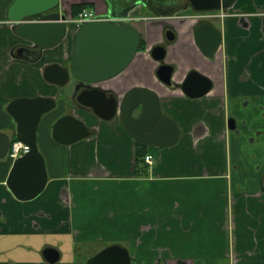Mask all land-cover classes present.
Here are the masks:
<instances>
[{"label": "crops", "instance_id": "crops-1", "mask_svg": "<svg viewBox=\"0 0 264 264\" xmlns=\"http://www.w3.org/2000/svg\"><path fill=\"white\" fill-rule=\"evenodd\" d=\"M137 1L141 3L129 12V16L141 17L133 19L145 42L136 55L150 64L146 73L148 80L143 75L130 76L132 68L127 67L120 76L128 75V79L117 92L122 99L125 92L134 87L152 89L159 98L162 112L174 119L179 129L177 141L170 146L142 143L146 147L145 155H152V160L148 164L143 159L142 166L147 164L146 170L137 166L139 171H146L139 176L135 175L134 166V147L138 141L124 128L119 115L104 120L93 112L74 108L75 115L92 129L90 136L69 145L51 136L53 122L73 103L72 92L77 81L71 79L64 86L49 83L43 77V68L52 62L61 64L64 62L60 59L62 56L70 60L76 26L69 23L62 41L44 49L35 62L14 56L13 46L22 42V38L11 30L0 29V131L10 139L15 134V121L6 111L10 100L38 95L56 100V106L42 116L37 129L48 191L28 201L16 199L5 184L12 160L7 155L0 159V248H6L7 254L16 256V260H25L22 256H34L36 249L41 252L44 246L54 244L60 249L56 251L60 257L58 264H81L80 258L74 257L72 245L76 235L71 236L70 230H114L119 232L121 242L128 249L131 264H264V220H259V211L264 213V114H259L263 110L257 107L264 97V27L256 28L263 34L262 38L257 31L249 43L242 42L233 50L238 61L229 62L228 82L216 83L205 95L191 98L180 88L166 86L158 80L152 68L157 61L150 57L149 49L162 37V22L156 17L162 15L182 32L178 42L166 52L164 62H174L173 47L192 39V35L183 31L194 23L196 13L186 8L167 13L145 6L146 1L155 7L156 2L163 0H59L56 10L70 13L71 5L85 3L87 8L105 13L107 4H115L120 10ZM12 2L0 0V23L7 25L0 27L11 29L6 13ZM228 14L224 31L229 46L235 47L234 20L242 14L253 22L264 23V0H234ZM219 21L213 19L212 23L222 29ZM193 50L199 60L208 61L196 47ZM245 62L249 63L247 71L252 82H241L239 77V67ZM13 63L22 64L35 79L12 87L6 79L14 73ZM185 64L189 65V61ZM120 76L105 81V86L111 87ZM244 96L254 101L247 114H239L233 103ZM227 109L234 114H225ZM54 114L57 115L54 117ZM209 149L217 151L215 157L209 154ZM75 166L79 170L74 178L64 173V168L68 171ZM75 177L85 179L79 181ZM109 178L121 183L126 181L127 198L122 187L118 195L113 189L101 194L94 186L97 183L101 187ZM80 183L89 191L81 190ZM130 192L136 195L132 208ZM114 206L116 212L119 209L117 222L120 226L110 228L104 224L108 216L113 219L117 215L111 211ZM30 230L48 233L32 242L36 247L34 252L19 246L31 241L29 234H18L14 240L7 237ZM60 231L63 232L60 239L65 234L70 236L68 245L64 239L60 242L53 239L51 233ZM6 241L10 242L1 243Z\"/></svg>", "mask_w": 264, "mask_h": 264}, {"label": "water", "instance_id": "water-1", "mask_svg": "<svg viewBox=\"0 0 264 264\" xmlns=\"http://www.w3.org/2000/svg\"><path fill=\"white\" fill-rule=\"evenodd\" d=\"M194 11L228 10L234 0H190ZM141 3L137 1L120 10L107 4V11L99 19L81 23L74 34V52L66 65L52 62L44 66L43 77L59 86L75 79L77 102L90 109L104 120L114 118L120 110V120L124 128L138 141L166 147L174 144L179 137V129L174 119L165 115L159 98L146 87L130 89L121 104L112 94L97 85L120 73L133 59L139 49L141 34L129 12ZM59 0H13L6 17L17 36L30 41L28 49L21 57L36 56L38 49L51 48L65 37L68 29L66 10H56ZM113 9V10H112ZM108 17L118 19L111 20ZM196 40L206 56H211L220 41V31L209 20L195 28ZM171 40L173 37H167ZM199 40H198V39ZM165 49L157 45L149 49L150 56L160 63L157 78L166 86H172L173 66L164 62ZM25 54V55H24ZM17 57V56H16ZM20 57V56H18ZM198 75L196 81L180 86L186 96L197 98L211 89L210 80ZM56 106V100L49 96L17 97L6 105V111L15 121V138L29 146L27 152L12 161L5 184L13 196L28 201L38 196L47 183L45 160L37 144V129L42 116ZM133 111L137 114H133ZM90 128L72 113L61 114L51 127L52 138L62 144H72L89 137ZM10 136L0 131V159L7 155ZM57 255V253H56ZM86 264H131L128 249L120 244H110L86 260Z\"/></svg>", "mask_w": 264, "mask_h": 264}, {"label": "flooded vegetation", "instance_id": "flooded-vegetation-1", "mask_svg": "<svg viewBox=\"0 0 264 264\" xmlns=\"http://www.w3.org/2000/svg\"><path fill=\"white\" fill-rule=\"evenodd\" d=\"M151 3H153V2H151ZM190 3H191L190 0H163V1L156 2L157 5L154 7L146 1L145 6H147V8H151V9H155V10H159L161 12H167V13H171L175 10L177 11V9H183V8H186V10H188L189 12L196 13L194 23L192 25H190L189 27H187L183 31L184 34L192 35V39L181 42L177 47H173V50H172L173 57H174L175 61L168 63L171 66H173V72H172V76H171L172 86L174 88H180L181 89L180 86H183L184 84L189 83V82L192 83V82L196 81L199 78H198L197 74H194V72H197V73H199V75L210 80L211 88H212L214 85H216V83L222 84L223 82L226 83L229 81V79L226 76V74L228 72L229 62L231 61L232 64H234L235 60L237 59V54L233 50H235L237 47H239L242 44V42L249 43L251 38L254 37L253 34L256 33L257 31L260 33L259 37L262 38L263 34L261 33L260 30H257L256 28L259 26L264 27V23L263 22H253L252 20L248 19L245 15L239 14L238 18H236L234 20V24H233L236 27V30L238 32V33L236 32L232 36L233 42L235 43L236 46L230 47L228 35L224 31V26H225L224 20L227 18V16H230V14H228V10H226V11H224V10H213V11L210 10V11L197 12V11H194L191 7H189ZM144 8H146V7H144ZM155 10H152V11H155ZM200 15H205V16H200ZM156 17L158 19H160L159 21L162 22L161 24L163 26V32H162V37L160 38V40L157 42H154L151 45V48L153 46H157V45L163 46L165 49V53H164L165 54L164 60H165L166 52L168 51L169 46L174 45L178 42V39L180 38V34L182 32H180V30H176L168 18H166L162 15H158ZM138 18L141 19V17H138V16H135V18H133V19L137 20ZM144 19H146V17ZM213 19L214 20H220L219 22H221L223 28L221 29V27L220 28L216 27L220 31L219 45L217 46L215 52L211 56H206L203 53V51L201 50V48L199 47L198 42L196 40L197 36H196L195 28L199 24H201L202 22H205L207 20L212 22ZM169 36H172L173 38L171 40H168L167 37H169ZM259 37H257V39ZM30 44H31L30 41L22 39V42L14 45V47H13L14 52H12V54L14 56H22L23 54H21V52H25L26 55H28L29 53L35 52L36 49H29L28 50L27 47H29ZM244 45L246 46V44H244ZM194 47H196L198 50H200L202 52V55L205 58H207L208 61L199 60L197 55L195 54V52L193 50ZM43 51H44V49H42V52H40V50L38 49L37 55L34 58L39 59L41 57ZM253 55H255V53H253ZM182 56H184V58ZM21 58L24 59V56ZM62 58H63V56L60 57V59L64 60V62L62 61L61 64L66 65L69 61L65 60L66 58L65 59L64 58L62 59ZM251 58H252V56L250 57V59ZM186 61H189V65L185 64ZM237 61H238V59H237ZM133 65L136 67H134ZM159 65H160V63L157 61V65L152 67L154 69L155 75H156V70L159 67ZM248 65H249V63L245 62L243 65H241L239 67L241 70V75H239L241 82H252L253 81V79L251 78L250 74L247 71ZM127 67L132 68L130 76L138 77L140 75H143L142 77L145 78L146 80H148L146 73H147V70L150 69V64L148 61H144V59L142 57H139L137 55L134 56L133 59L130 61V63L125 68H127ZM125 68L120 73H118L117 75L120 76L124 72ZM235 68H236V64L233 67V69H235ZM139 71H141V74L139 73ZM116 76H114V77H116ZM114 77H112V78H114ZM112 78H110V79H112ZM110 79H108V80H110ZM126 79H128V75L120 76L117 80L114 81V83L111 87L105 86L104 82L107 80L99 82L97 84L95 83L92 85H97L100 88L106 90L107 95L112 94L114 97L117 98L118 104H121L123 98L121 99V97H119L117 90L122 88V86L124 84V80H126ZM77 84H78V82H77ZM76 85H75V88L72 92V98H71V100L73 102L72 105H70V107H67L60 114L72 113L75 115L74 108L75 109L77 108L79 110H87L89 112H92L90 109L85 108V107L81 106L80 104H78L77 95L81 89L76 90ZM181 91H182V89H181ZM127 92H125V94ZM125 94H124V96H125ZM253 101L254 100L252 97L244 96L242 98V100H238V101L234 100L233 106L235 109H238L239 114H241V112H242V114H247L248 109L251 107L250 104ZM257 107L263 110L259 114H261V113L264 114V97H262L260 99V102L257 103ZM224 113L225 114H234L233 112H230V109H227ZM116 114L119 115L120 110H118V112ZM133 114H137V112L133 111ZM75 116L78 117L77 115H75ZM242 122H246V121L244 119H242ZM90 130L92 131L91 128H90ZM233 130H235V128ZM255 130H258V129H255ZM255 130H254L253 134L256 133ZM250 136L251 135H249L247 137V139L248 138L250 139ZM251 139H253V137H251ZM253 152L254 151L250 152V154H253ZM262 184L264 185V175L262 176ZM84 231H85L84 229H80V228H77L75 231L70 230L71 236L76 235V237L74 236L73 245H72V248L74 250H76V246H75L76 244L75 243L79 240H81V241L98 240L95 242L107 241V244L102 246L101 249L110 245V244H120L121 246H124L120 240L121 239L120 235L119 236L115 235L112 231L93 230L92 232L95 235H97V237H93L92 239H87L85 237ZM21 233L29 234L32 237L33 236H35V237L39 236L40 238H43L45 235L48 234L47 232H42V230H40V231H31L30 230L28 232H23V231L15 232L13 235H18ZM62 233L63 232L60 231V232H52L51 234H52V237H54L53 239L56 238V241L60 242L61 241L60 234H62ZM117 233H118V231H117ZM100 234H102L103 236H99ZM29 235H25V237L29 236ZM78 236H80V238H77ZM37 239L39 241V238L31 239V241L28 244H24V245L19 244V246L25 248V250H28V251L31 250L32 252H34L36 247L32 242H36ZM119 241H120V243H118ZM1 243L5 244V242H1ZM99 250L100 249H98L97 251H99ZM56 251L60 252V249L57 248L56 245H54V244L53 245H46L42 248L41 252L38 249H36L34 252V253H36V255H34V256L33 255L32 256L31 255H25V256H22V257H25V260H16V258H17L16 256H12V255L7 254L8 252H7L6 248H0V253H1L0 254V264H20L18 262H22L23 264H58V263H60V257H59V254L56 255V253H57ZM97 251H95L92 254H90L89 256H87V258H85L84 260L80 259L81 264H86V260L90 256H92L93 254H95ZM75 258H76V260L79 259V257H75Z\"/></svg>", "mask_w": 264, "mask_h": 264}, {"label": "rangeland", "instance_id": "rangeland-1", "mask_svg": "<svg viewBox=\"0 0 264 264\" xmlns=\"http://www.w3.org/2000/svg\"><path fill=\"white\" fill-rule=\"evenodd\" d=\"M0 25L1 26H7L4 23H0ZM0 29H2L3 31H4V29H7V30H11L12 32H14V30L12 29V27H11V29H9L8 27H5V28L4 27H0ZM2 37H4L3 34H2ZM34 57L35 56H31V57H28V58H24V60H26L28 62H35L38 59H36ZM18 58H21V56L18 57ZM12 68L14 70V73H12L10 76H7V79H6V80L9 79V82H10L9 84L12 87L23 86L25 83H28L30 80H34L35 79L33 76H30L29 75L30 74L29 73V70L28 69H25V67L22 66V64L13 63L12 64ZM27 70H28V73H27ZM4 75H6V74H3V76ZM2 82H3V80L1 79V84H2ZM2 94H3V92H2ZM56 115L54 114V117ZM208 152H209V154H213V157H215L216 154H217V151L215 149H209ZM90 155H92V153H90ZM193 157L195 159V156H193ZM77 170H79V169L76 166H75V168L74 167H71V169L68 170V171H66V168L63 169L64 173H67L72 178H74V175L76 174ZM75 178L80 179L79 181H82V180L85 179V178H80V177H75ZM111 179H113V178H109L108 183L101 184V187L100 186H97V183H95L94 186H96L97 188H99L101 194L107 193L111 189H113L114 191H118V195H119V192H120L121 187H122L124 196L127 198V195H126L125 190H124V188L127 185L126 181H123V183H121L120 181H114V180H111ZM119 180H121V177L119 178ZM76 181H78V180H76ZM79 186H80L81 190H84V188H85L87 191H89V188L84 187V184L83 183H80ZM48 189L49 188H46V186H45L44 190L39 195H41L44 192L46 193L48 191ZM105 191H107V192H105ZM129 199H130V208H132V206L135 205V202H136V195L135 194L134 195H131V192H130ZM123 201H125V199ZM114 203H115V201H114ZM130 208H129V211L132 212V209L130 210ZM99 211H101V210L99 209ZM111 211H113V212L115 211V206L111 208ZM259 212L261 214V219H259V220L263 221L264 220V213H263L262 210H260ZM116 213H117V215L113 219H110L109 216H108V219H107V221H106V223L104 225H107V227H110V228L111 227H119L120 226L119 225V222H117V220H119V209H118V212H116ZM251 220H252V218H251ZM86 228H88V227H86ZM94 230H96V229H94ZM92 231L93 230H86V231H84L85 237L87 239H92L93 237H97V235H95ZM113 233L115 235H118L119 236V232L117 233V231H114L113 230ZM99 236H103V235L100 234ZM7 237L10 238V239H13V238L16 239V235H8ZM36 238H40V237L39 236H36V237L35 236H33V237L31 236V239H36ZM78 238H80V236H78ZM61 239L66 240L67 245L70 242V236L68 234L63 235L61 237ZM0 240H1V237H0ZM13 240H10V241H13ZM10 241H6L5 244H8V242H10ZM95 241H98V240H93V241H90V240L81 241V240H79V241H77L75 243L76 244L75 245L76 246V250L74 252V256L75 257H79L81 260L82 259L84 260L85 258H87V256H89L93 252L97 251L98 249H101L102 246H104L105 244H107V241H101V242H95ZM118 243H120V241Z\"/></svg>", "mask_w": 264, "mask_h": 264}, {"label": "built area", "instance_id": "built-area-1", "mask_svg": "<svg viewBox=\"0 0 264 264\" xmlns=\"http://www.w3.org/2000/svg\"><path fill=\"white\" fill-rule=\"evenodd\" d=\"M101 15L102 14L96 12V10L93 8H84L80 10L75 16H71L69 18V21L75 26H78L85 21L99 19L100 18L99 16ZM200 16H205V15H200ZM108 18L111 20L118 19L116 17H108ZM28 149H29V146L26 143H24L21 140L14 139L10 143V147L8 150V156L12 160H14L18 156H21L23 153L27 152ZM144 159L146 163L151 164L152 155L148 154L145 156Z\"/></svg>", "mask_w": 264, "mask_h": 264}, {"label": "trees", "instance_id": "trees-1", "mask_svg": "<svg viewBox=\"0 0 264 264\" xmlns=\"http://www.w3.org/2000/svg\"><path fill=\"white\" fill-rule=\"evenodd\" d=\"M88 4L85 3H78V4H73L70 7V12L71 15L74 16L76 15L80 10L87 8ZM144 40L141 38L140 40V45H139V49L144 48ZM15 138V134H12L11 140H14ZM146 154V147L144 144L142 143H136L135 147H134V166H135V175L139 176L140 174H146V171H139V169H137V166L139 168H143L146 170V166L147 164H144V166H142L143 163V159L145 157Z\"/></svg>", "mask_w": 264, "mask_h": 264}]
</instances>
